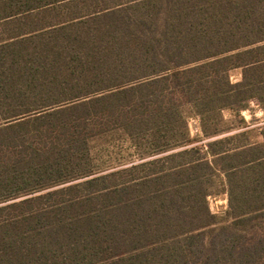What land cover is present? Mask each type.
Instances as JSON below:
<instances>
[{
  "label": "trees",
  "instance_id": "1",
  "mask_svg": "<svg viewBox=\"0 0 264 264\" xmlns=\"http://www.w3.org/2000/svg\"><path fill=\"white\" fill-rule=\"evenodd\" d=\"M253 101L264 0H0V264H264Z\"/></svg>",
  "mask_w": 264,
  "mask_h": 264
},
{
  "label": "rangeland",
  "instance_id": "2",
  "mask_svg": "<svg viewBox=\"0 0 264 264\" xmlns=\"http://www.w3.org/2000/svg\"><path fill=\"white\" fill-rule=\"evenodd\" d=\"M238 76V71L234 72V77ZM245 118L252 126L264 125V112L258 105L257 101H253L250 108L243 111ZM192 132L195 134L199 130V119H192L190 123ZM210 207L213 212L218 213L228 206V195L210 197Z\"/></svg>",
  "mask_w": 264,
  "mask_h": 264
}]
</instances>
